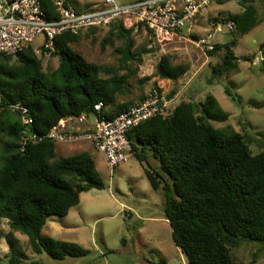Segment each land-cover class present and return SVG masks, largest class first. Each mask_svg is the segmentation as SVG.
<instances>
[{
    "label": "trees",
    "instance_id": "16d2710c",
    "mask_svg": "<svg viewBox=\"0 0 264 264\" xmlns=\"http://www.w3.org/2000/svg\"><path fill=\"white\" fill-rule=\"evenodd\" d=\"M41 6L49 19H57L52 0H41ZM242 7L240 13L220 20L231 21L234 28L228 42L216 43L208 53L217 58L209 82L228 79L237 70L238 40L261 23L252 3ZM104 28L109 37L124 42L118 70L88 62L73 49L83 36L103 28L64 33L54 38L52 50L42 47L40 54L58 59L53 71L43 69L30 45L16 56L0 55V220L7 221L11 232L26 236L35 254L45 253L55 261L83 257L88 250L44 236L47 219L67 216L79 205L81 193L103 190L104 183L88 153L58 159L55 142L45 136L61 120L93 115L99 102L104 105L101 115L109 118L132 107L124 101L131 94V81L142 56L154 53L152 48L133 51V28L125 29L119 21ZM260 52L264 63L263 45ZM187 70L166 54L160 57L155 76L176 84ZM175 94L174 89L166 100ZM225 94L236 102L229 86ZM118 98L123 101L117 103ZM144 98L140 96L139 102ZM15 104L28 109L31 124L11 109ZM227 119L217 100L208 95L197 104L183 101L168 116L152 118L127 134L133 156L143 162L145 153H150L158 164V170L146 169L145 177L153 190L164 193L174 245L188 264H235L231 250L239 243H264V141L257 142L260 151L253 154V138L208 124ZM17 263L15 258L9 262Z\"/></svg>",
    "mask_w": 264,
    "mask_h": 264
},
{
    "label": "rangeland",
    "instance_id": "374dc122",
    "mask_svg": "<svg viewBox=\"0 0 264 264\" xmlns=\"http://www.w3.org/2000/svg\"><path fill=\"white\" fill-rule=\"evenodd\" d=\"M87 1L92 3L97 0ZM241 3H252L261 23L238 40L234 48L237 70L228 79L209 82L211 66L217 62V58L204 55L193 41L197 36L213 32L216 25L222 23L221 18L240 13L243 10ZM132 28L133 51L152 48L154 53L142 56L143 62L138 67L137 77L131 81V94L124 101L134 106L140 96L145 97L152 89L158 88L165 98L175 89L171 111L183 101L197 104L211 95L228 119L223 123L208 124L216 129L230 127L238 133H244L256 141L250 143L251 152L257 154L260 151L257 142L264 141V71H261L264 63L260 52V46H264V0H216L198 16L193 33L186 34L184 31L188 37L185 40L175 37L166 44H159L143 26L134 25ZM230 38L226 30L214 34V40L219 44L228 42ZM43 43L44 38L38 36L30 43V47L40 58L43 69L53 71L58 66V59L50 53L40 54ZM123 48L122 40L108 36V28L100 29L88 37L83 36L73 46L88 62L117 70ZM166 54L172 56L174 64L185 65L188 69L176 84L155 76L156 65L160 57ZM144 78L148 80L142 82ZM226 86L230 87L236 102L225 94ZM121 101L118 98L117 103ZM83 150L91 154L104 189L81 193L79 205L71 208L67 216L49 217L43 235L75 243L88 250V254L78 258L67 257L61 261L49 258L45 253L35 254L26 236L11 232L7 221L0 220V264H9L12 258L18 260L17 264H149L159 260L167 264H188L181 250L174 245L164 212V193L153 190L145 177L146 169L158 170L152 155L145 153L146 160L143 162L133 156L129 162L111 169L103 156L88 142L55 143L58 159L77 155ZM231 256L235 264H264V243L242 241L231 250Z\"/></svg>",
    "mask_w": 264,
    "mask_h": 264
},
{
    "label": "built area",
    "instance_id": "2783aa9c",
    "mask_svg": "<svg viewBox=\"0 0 264 264\" xmlns=\"http://www.w3.org/2000/svg\"><path fill=\"white\" fill-rule=\"evenodd\" d=\"M215 1L102 0L101 6L95 10L78 13L67 6L66 0H52L58 17L49 19L41 0H0V55L16 56L38 36L44 38L42 47L51 50L56 36L64 33L78 35L90 28L107 27L115 21L126 28L143 26L159 44H166L175 37L185 40L187 37H182V32H191L198 16ZM233 28L231 21L219 23L213 32L198 37L193 44L206 55L214 50V34L224 30L229 32ZM172 101L166 100L155 88L141 102L112 118L101 115L104 105L99 102L93 106V115L61 120L45 137L62 144L88 142L103 156L106 165L114 169L133 157L128 132L152 118L168 116ZM11 109L25 117V124L32 123L27 108L15 104Z\"/></svg>",
    "mask_w": 264,
    "mask_h": 264
},
{
    "label": "crops",
    "instance_id": "0c3cea01",
    "mask_svg": "<svg viewBox=\"0 0 264 264\" xmlns=\"http://www.w3.org/2000/svg\"><path fill=\"white\" fill-rule=\"evenodd\" d=\"M133 1H136V0H133ZM101 2L102 0H97L95 2H88L87 0H66V3H67V6L69 8H71L72 10H74L75 12H78V13H87V12H91L93 10H95L96 8L100 7L101 6ZM132 2V1H130ZM79 8H82V9H79ZM193 31V30H192ZM191 31V32H192ZM194 32V31H193ZM192 32V33H193ZM187 33H190V32H186ZM182 37H187L184 32H182ZM200 37V36H197V38ZM188 38V37H187ZM139 103V102H138ZM137 103V104H138ZM93 118L90 119V121H93L92 120ZM82 152H86L88 153L90 156L91 154L87 151V150H83ZM81 152V153H82ZM56 153V152H55Z\"/></svg>",
    "mask_w": 264,
    "mask_h": 264
},
{
    "label": "water",
    "instance_id": "95a60500",
    "mask_svg": "<svg viewBox=\"0 0 264 264\" xmlns=\"http://www.w3.org/2000/svg\"><path fill=\"white\" fill-rule=\"evenodd\" d=\"M29 135H31V133H29Z\"/></svg>",
    "mask_w": 264,
    "mask_h": 264
}]
</instances>
